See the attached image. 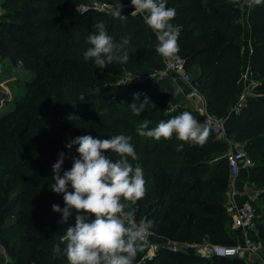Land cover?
<instances>
[{
  "label": "trees",
  "instance_id": "trees-1",
  "mask_svg": "<svg viewBox=\"0 0 264 264\" xmlns=\"http://www.w3.org/2000/svg\"><path fill=\"white\" fill-rule=\"evenodd\" d=\"M94 1L110 7L117 5V0ZM242 2L167 0V6L176 9L170 23L179 30L177 53L207 106L219 116L228 114L231 95L242 72L243 26L237 21ZM83 3L84 0L1 2L0 58H7L16 66L22 61L23 68L18 66L21 70L35 73L34 79L25 84V92L14 100V108L0 115V240L3 239L8 250L4 251L13 264H67L63 255L53 259L54 244H44L41 236L21 240L28 238L23 233L33 231H48L59 238L75 225V211L65 224L59 222L60 214L52 211V205H58V200L63 198L49 188L53 183L52 166L58 159L55 153L63 141L58 121L64 122L65 132L73 133L74 138L91 135L106 139L117 134L131 137L140 159L130 162L142 167L146 181L144 198L126 209L134 212L137 219L152 221L154 227L156 221L162 224L168 216L172 220L167 235L170 239L210 241L217 235L235 243L223 224L227 220L226 213L221 214L224 200L211 190L218 175L228 171L224 157L227 144L208 129L203 144L184 143L181 151H177L181 142L175 138L155 141L139 136L137 127L144 119L151 121L149 128H153L161 120L167 121L183 112H191L200 124L201 117L178 104L181 92L175 94L178 88L168 77H151L162 68V62L155 52L156 42L138 18L123 9L121 15L126 20L114 17V9L87 6L77 11ZM119 3L129 6L131 0H119ZM101 20L115 42L124 36L131 37V46L136 51L130 54L127 64L114 62L99 69L93 61L83 60L88 47L84 41L95 31L93 25ZM245 20L251 43L247 68L253 85L238 111L228 116L226 134L241 144L252 161L246 180L251 186L264 184V0L246 7ZM122 71L145 80L117 91L114 82ZM48 72L52 74L47 75ZM81 94L83 100L79 98ZM135 94H140L136 101ZM145 97L156 108L133 116L128 104L141 103ZM174 104L178 105L169 110ZM21 109L24 112L19 114ZM72 111L84 115L83 122L90 124L88 131L73 129L68 120ZM76 147H72L71 160L78 158ZM105 156L116 158L107 152ZM69 169L64 162L62 171ZM34 191L41 195L32 200L29 197ZM43 196H48L44 204ZM259 198L264 204V191ZM252 205L257 210L258 206ZM35 220L37 224H33ZM255 229L262 243L264 213L255 219ZM146 247L134 263L244 264L238 258H202L163 249L152 259L142 261Z\"/></svg>",
  "mask_w": 264,
  "mask_h": 264
},
{
  "label": "clouds",
  "instance_id": "clouds-1",
  "mask_svg": "<svg viewBox=\"0 0 264 264\" xmlns=\"http://www.w3.org/2000/svg\"><path fill=\"white\" fill-rule=\"evenodd\" d=\"M234 2L239 3L240 0ZM261 3L262 0H243L248 7ZM131 7L134 9L131 16H140L153 32L157 57L168 59L179 51V30L170 23L176 16V9L168 7L167 0H131ZM112 15L127 19L121 15L119 0ZM93 28L95 31L84 41L88 47L83 52V60L93 61L99 69H105L114 62L127 64L130 54L136 51L131 46V37L124 36L115 42L102 20ZM17 63L23 68L22 61ZM127 78L129 82L135 79L131 73ZM180 91L177 89L175 94ZM139 95H134V101L139 99ZM79 98L83 100V94ZM128 107L133 116H140L148 108L154 110L156 105L145 97L143 102H133ZM150 123L144 119L137 127L138 135L155 141L175 138L181 142L177 151L182 150L184 143L203 144L208 135L207 129L191 112L161 120L153 128H149ZM130 141L131 137L124 134L106 139L78 136L65 145L69 150L78 145V158H72L71 168L66 171H62L64 153H59L52 166L53 183L49 188L55 194H62L64 206L61 208L54 204L52 211L60 214L61 224L67 223L73 211L77 214L75 225L68 227L54 244L53 259L63 255L67 264H134L138 253L143 251L153 222L141 220L137 225H127L124 219L133 214L126 209L135 206L146 194L143 169L130 162L140 159ZM106 152L116 158L106 157Z\"/></svg>",
  "mask_w": 264,
  "mask_h": 264
},
{
  "label": "built area",
  "instance_id": "built-area-1",
  "mask_svg": "<svg viewBox=\"0 0 264 264\" xmlns=\"http://www.w3.org/2000/svg\"><path fill=\"white\" fill-rule=\"evenodd\" d=\"M1 2L2 0H0V16L3 13ZM107 8L115 10L116 6L110 7L98 4L97 9L104 10ZM121 9L127 11L129 15H131V12L134 10L131 5L121 6ZM136 18L143 23L140 16H136ZM161 62L162 68L152 76L168 77L175 85L177 83H182L186 90L182 94V98L179 99L178 104L198 114L201 117V124L214 136L227 144V150L224 153L228 167L224 210L230 230L237 231V239H235V243L227 246L210 242L208 239H201L200 241L193 242L177 241L168 238L159 243H152L148 239L149 233L146 241L147 247L141 260H150L159 250L163 249L169 252L185 253L202 258H238L246 264H264V258L260 252V243L257 240L255 229V211L252 205V203H254V195L250 193L251 187L247 181H243V184L239 182L240 173L251 167L252 161L243 151L241 144L235 143L226 134L228 116L238 111L247 93L239 97L238 101L229 108L226 116H219L213 113L207 106L203 94L192 82V76L186 69L183 58L178 53L168 59H161ZM242 75L244 79L247 80L249 77L248 70L246 69ZM249 83L253 85L251 78ZM178 104H174L169 110L176 107ZM68 159L70 160V157H68ZM132 213L131 217L124 218L126 224H139L143 218L137 219L134 212ZM0 263L13 264L1 245Z\"/></svg>",
  "mask_w": 264,
  "mask_h": 264
},
{
  "label": "rangeland",
  "instance_id": "rangeland-1",
  "mask_svg": "<svg viewBox=\"0 0 264 264\" xmlns=\"http://www.w3.org/2000/svg\"><path fill=\"white\" fill-rule=\"evenodd\" d=\"M87 6H93L95 9H97L98 3L95 2L94 0H84V3L79 5L76 8V10L81 11V10H83V8H86ZM246 7H247V5H244L242 2L240 16H239V19L237 20L241 23V25H244L246 22V20H245ZM107 9H109V8H107ZM243 30H244L243 35L240 39V45H241V49H242V58L244 61L245 59H247V56H248V53H249V50L251 47V43H250L249 38H248V32L245 31V27L243 28ZM243 70H244V68H242L241 75L239 76L240 84L246 82V86L248 87L247 89L251 90L252 84H250L248 81H245V79L242 75L244 72ZM49 74H52V73L48 72L47 75H49ZM34 77H35L34 72H32L30 70H21L18 66L12 64V62L9 59L0 58V115L4 114L6 112H9L14 108L13 107L14 106V104H13L14 100L16 99V97L22 95L25 92V84L31 82L34 79ZM151 77H153V76H151ZM144 80H145V78H143V77H135L134 80L129 82L128 78H127V74L124 71H122V72H118L117 78L114 82V86H115L117 91H120L124 87L130 86V85H137ZM121 84H123V85H121ZM19 112H21L19 114H22L24 112V110L21 109ZM83 119H84V115L81 113L75 112V111H72L68 117V120L72 122L73 129L81 131V132H86L90 128V124L84 123ZM58 122H59L58 125H61L63 127L64 132H61V133H63V141H62L61 148L59 149V151H57L55 153V156L59 157V153L63 152L64 156H65L64 162H66V164H68L69 167L71 168V165H72V160H71L72 148H71V150H69L68 148L65 147V145L67 143H69L72 139H74V134L71 132H68V133L65 132L66 129H65L64 122H61V121H58ZM59 129H60V126H59ZM68 157H70V160L68 159ZM253 162H254V160H253ZM243 175H244V173H240V175H239V182L242 184H243V181H246L244 179ZM227 176H228L227 170H226V172L220 173L218 175L217 183L215 185H213L211 188L212 191L219 193V195L221 197V201L224 200L225 192L227 189ZM224 182H225V184H224ZM47 183H49V182L47 181ZM223 184H224V186H223ZM250 187H251L250 193L254 195V203L256 206H258L257 210L255 208V219H256L260 216V214L264 213V204L260 201V198H259L260 194L264 191V184H256V185L251 184ZM40 195L41 194L38 191H34V194L31 195L29 198L32 200H35L36 198H39ZM200 196H203V195L201 194ZM47 198H48V196H43V198H42L43 204H44L45 200H47ZM58 205L61 208L64 206L63 205V198H60V200H58ZM221 214H223V215L225 214L224 209H223V212ZM13 220H15V219H13ZM37 222L38 221L35 220L33 222V224H37ZM7 223H9V222H7ZM171 224H172V220L170 218H168V216L164 217V219L162 220V224H158V222L156 221L154 227L150 228V230H149V233H150L149 237H148L149 241L152 243H156V242L159 243L165 239H168L169 238L167 236L168 235V229H169ZM223 224H224V227L226 229V227L228 225V220H224ZM23 234H27V236H28V238L21 239L23 241H28L30 239L32 240L36 236H41V238H42L41 240L44 244H48L49 242L52 244H55L58 242V239H59L56 236L51 235L48 231H46V232L45 231L44 232L33 231L31 234L29 232H26ZM228 234L230 236L229 238H232V235H230V233H228ZM2 240L3 239H1L0 241L2 242ZM174 240L178 241V239H174ZM210 242L220 244V245H224V246L232 245L231 242H228L226 239H224L220 236H217V235L213 236V238L210 239ZM0 245L2 246L3 249H6L3 242L0 243ZM261 245L263 247L262 243H261ZM263 250H261L262 256H263V252H264ZM6 251H8V250L6 249ZM134 264H138V263L136 262ZM244 264H246V263H244Z\"/></svg>",
  "mask_w": 264,
  "mask_h": 264
},
{
  "label": "crops",
  "instance_id": "crops-1",
  "mask_svg": "<svg viewBox=\"0 0 264 264\" xmlns=\"http://www.w3.org/2000/svg\"><path fill=\"white\" fill-rule=\"evenodd\" d=\"M245 14H246V13H245ZM244 22H245V21H244ZM244 25H245V26H244ZM244 25H242L243 28L245 27V31L248 32V28H247L246 22H245ZM146 29H147L148 35L151 37L152 41L155 43V42H156V38H155L153 32H152L150 29H148L147 27H146ZM243 31H244V30H243ZM242 68H244L243 71H245V69L248 70V68H247V59H245V60L243 61V67H242ZM245 81L250 82V75H249V77L247 78V80H245ZM176 87H177L178 89L181 90V91H180V92H181V96H180V98H182V94H183V93L185 92V90H186L185 86H184L182 83H177V84H176ZM247 88H248V87L246 86V82L240 84V80H239V78H238V80H237V87H236V89L234 90L233 94L231 95L230 107H231L232 105H234V104L238 101V99H239V97H240L241 95L246 94V93H247V94L250 93L249 89H247ZM241 173H244V175H243V176H244V179L247 180L248 170H243ZM240 178H241V177H240ZM242 179H243V178H242ZM226 231H227L228 233H230V235H232L234 241H236L235 239H237V231H232V230H230V228H229L228 225H227V227H226ZM235 234H236V235H235ZM257 240H258V239H257ZM258 241H259V240H258ZM259 243H260V248H261V250H263V249H264V242H262L263 247H262L260 241H259ZM263 251H264V250H263ZM260 252H261V251H260ZM0 264H1V263H0Z\"/></svg>",
  "mask_w": 264,
  "mask_h": 264
},
{
  "label": "water",
  "instance_id": "water-1",
  "mask_svg": "<svg viewBox=\"0 0 264 264\" xmlns=\"http://www.w3.org/2000/svg\"><path fill=\"white\" fill-rule=\"evenodd\" d=\"M84 9H86V8H83V10ZM250 51V50H249ZM60 126V130H61V132H64V129H63V127L61 126V125H59Z\"/></svg>",
  "mask_w": 264,
  "mask_h": 264
}]
</instances>
